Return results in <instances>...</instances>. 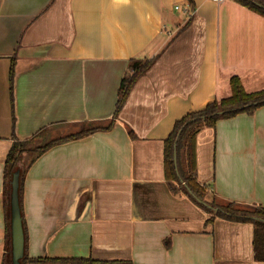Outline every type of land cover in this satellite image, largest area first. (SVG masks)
<instances>
[{
    "label": "crops",
    "instance_id": "1",
    "mask_svg": "<svg viewBox=\"0 0 264 264\" xmlns=\"http://www.w3.org/2000/svg\"><path fill=\"white\" fill-rule=\"evenodd\" d=\"M131 59L153 62L111 128L54 145L26 168V256L264 264L252 223H205L203 201L180 184L173 191L164 173L176 120L229 96L232 76L246 91L264 88V17L237 0H0V264L13 135L48 128L40 144L107 124ZM195 180L221 203L264 207V105L198 132Z\"/></svg>",
    "mask_w": 264,
    "mask_h": 264
},
{
    "label": "trees",
    "instance_id": "2",
    "mask_svg": "<svg viewBox=\"0 0 264 264\" xmlns=\"http://www.w3.org/2000/svg\"><path fill=\"white\" fill-rule=\"evenodd\" d=\"M251 10L264 17V0H237ZM12 59L10 69V85L13 81ZM153 59L137 60L131 59L129 62V73L121 79L117 90L116 107L113 118L107 124L83 122L79 129L71 134L60 136L50 140H45L40 144H35L36 137L43 136L48 128L39 130L36 134L25 140H19L13 135V142L8 151L4 163L3 178L5 196L4 206L6 209L5 225V245L1 264H11V231H10V193L11 179L16 170H19L18 198L21 206L22 185L26 168H28L43 152L48 148L61 144L71 139L83 137L98 130H109L114 124V118L119 113L123 103L137 79L143 75L151 66ZM230 95L215 99L206 104L198 111L187 113L176 120L169 135L164 139V173L170 188L175 191L174 183L180 184V188L191 198L203 201V207L211 213L205 223L219 217L237 222H250L253 224V251L254 259L264 261V207L262 206H238L233 202L217 204L205 199L206 188L195 180L196 174V135L205 127L214 128L217 121L233 117L240 113L250 114L257 108L264 105V88L246 91L238 76L229 79ZM132 134L131 131H129ZM133 136V134H132ZM28 157L27 164L20 166L22 155ZM175 157V160H174ZM24 231V228H23ZM25 250V245H24ZM123 260L106 261L97 260L92 257H37L28 258L25 254L20 259V264H126Z\"/></svg>",
    "mask_w": 264,
    "mask_h": 264
},
{
    "label": "water",
    "instance_id": "3",
    "mask_svg": "<svg viewBox=\"0 0 264 264\" xmlns=\"http://www.w3.org/2000/svg\"><path fill=\"white\" fill-rule=\"evenodd\" d=\"M175 160V157H174ZM19 170H16L11 179L10 193V231H11V264H20L24 254V231L20 213L18 187Z\"/></svg>",
    "mask_w": 264,
    "mask_h": 264
},
{
    "label": "rangeland",
    "instance_id": "4",
    "mask_svg": "<svg viewBox=\"0 0 264 264\" xmlns=\"http://www.w3.org/2000/svg\"><path fill=\"white\" fill-rule=\"evenodd\" d=\"M66 129H67V127L60 128L59 131H60V133H61L62 131L66 130ZM69 129H74V128H73V127H70ZM50 135H53V133H50ZM207 195H208V193L206 192V194H205V199H206L207 201H212V200H214V202L217 203V204H224V203H221V201L217 200L216 198H213L212 196L208 197ZM242 207H243V206H242Z\"/></svg>",
    "mask_w": 264,
    "mask_h": 264
},
{
    "label": "built area",
    "instance_id": "5",
    "mask_svg": "<svg viewBox=\"0 0 264 264\" xmlns=\"http://www.w3.org/2000/svg\"><path fill=\"white\" fill-rule=\"evenodd\" d=\"M213 2H217V3H219V2H223V1H225V0H212ZM176 8H177V6H176ZM190 9V7H188V9H187V11Z\"/></svg>",
    "mask_w": 264,
    "mask_h": 264
}]
</instances>
